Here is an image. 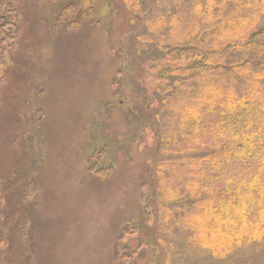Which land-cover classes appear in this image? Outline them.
<instances>
[{
	"label": "rangeland",
	"instance_id": "rangeland-1",
	"mask_svg": "<svg viewBox=\"0 0 264 264\" xmlns=\"http://www.w3.org/2000/svg\"><path fill=\"white\" fill-rule=\"evenodd\" d=\"M69 1L73 15L60 19L46 42L44 15L51 4L60 8ZM29 6L23 30L36 22L37 33L28 85L38 86V96L31 89L26 101L38 115L26 118L22 87L14 106L6 98L0 105V180L13 178L17 159L25 179L32 168L20 185L36 195L30 200L35 209L27 236L11 230L0 237V263L264 264V239L261 248L250 244L218 259L200 248L195 232L188 237L194 215L176 221L158 202L161 190L165 199L166 189L182 190L196 180L175 161L159 174L156 142L142 131L187 119L175 100H158L156 88L167 83L158 84L148 67L159 61L155 42L162 47L187 40V0H30ZM39 153L36 169L31 156ZM11 194L2 227L16 216L11 206L19 200Z\"/></svg>",
	"mask_w": 264,
	"mask_h": 264
},
{
	"label": "trees",
	"instance_id": "trees-1",
	"mask_svg": "<svg viewBox=\"0 0 264 264\" xmlns=\"http://www.w3.org/2000/svg\"><path fill=\"white\" fill-rule=\"evenodd\" d=\"M187 3V40L155 42L159 61L148 66L158 84L167 83L156 88L158 100H175L187 119L142 131L156 142L159 174L175 161L196 179L166 189L165 199L158 191L159 205L176 221L194 215L188 237L195 232L202 250L223 259L250 244L261 248L264 239V0Z\"/></svg>",
	"mask_w": 264,
	"mask_h": 264
},
{
	"label": "flooded vegetation",
	"instance_id": "flooded-vegetation-1",
	"mask_svg": "<svg viewBox=\"0 0 264 264\" xmlns=\"http://www.w3.org/2000/svg\"><path fill=\"white\" fill-rule=\"evenodd\" d=\"M29 1L30 0H0V105L4 103L6 98L10 99L9 103L14 106L17 96L20 95L21 91L24 89V103L23 101L22 103L24 106L29 107L30 110V112L26 114V118H28L29 115H35V118H37L38 109L33 110L31 102L29 100L26 101L31 89L34 95L38 96V86L28 85L29 80L32 79H30V77L33 75V55H31V50L36 46V44H34L35 39L33 38L37 33L33 29L36 22L32 23L30 27L31 30L28 32L23 30L26 24L25 15L26 13H29L30 9ZM33 1L36 2L37 0ZM55 6L54 3L51 4L47 15H44L45 18L47 16L49 17L48 24L44 26L47 35L45 36L46 42L51 41V36L56 34L60 26V19H70L74 13L69 7L71 6V1L62 5L60 8ZM74 8L76 9V7ZM29 53L30 56L25 57L26 55H29ZM25 68L29 70V74L23 73ZM20 87H22L21 91ZM6 107H8V105ZM19 107H22L20 103ZM17 117L20 120L19 116H16V118ZM18 122L20 121L17 120L10 123L11 129H13L14 126L16 128ZM40 156V153L37 156H31L32 165L35 166L36 169V162ZM17 166L18 169L16 168L17 170L12 179L8 181L7 179L0 180V237H9L11 230H13L12 235L16 234L15 237L27 236L33 219L32 215L35 209V204L31 203L30 200L32 197L36 198V195H34L33 192H27L25 185H20V183L28 180L29 177L34 174V171L32 172V168H28L26 170L28 173L25 172V175L28 174V177L25 179L24 173H22V170L18 165V159L16 161V167ZM10 194H15L16 200H19L16 208L14 205L11 206L12 209H14L16 216L15 219H12L14 220V223L11 222L2 227V222L5 220L4 209L6 206V198L8 199V195L10 198ZM4 243H7V239L3 244ZM4 251L5 248L0 250V257L1 253Z\"/></svg>",
	"mask_w": 264,
	"mask_h": 264
}]
</instances>
